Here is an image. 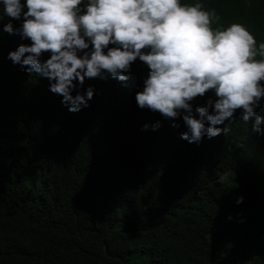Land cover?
<instances>
[{"label": "trees", "instance_id": "1", "mask_svg": "<svg viewBox=\"0 0 264 264\" xmlns=\"http://www.w3.org/2000/svg\"><path fill=\"white\" fill-rule=\"evenodd\" d=\"M199 2L215 10L212 27L241 23L264 42V0ZM9 21L21 22L0 17V264H264V134L251 131L254 118L236 109L227 133L181 139V117L174 126L137 106L148 73L139 58L126 81L86 78L79 90L91 85L93 97L68 111L47 78L7 58L31 43L4 32ZM254 111L264 115V97Z\"/></svg>", "mask_w": 264, "mask_h": 264}, {"label": "clouds", "instance_id": "2", "mask_svg": "<svg viewBox=\"0 0 264 264\" xmlns=\"http://www.w3.org/2000/svg\"><path fill=\"white\" fill-rule=\"evenodd\" d=\"M2 16L21 21L15 29L5 23L4 32L31 41L7 58L47 78L68 111L87 107L93 97V86L79 90L86 78L126 81L139 58L148 73L134 94L137 106L158 110L174 126L181 117V139L199 143L205 135L227 133L236 109L243 121L254 118L252 132L264 134V115L254 111L264 97V42L257 44L241 23L212 27L215 10L199 0H0ZM207 90L216 98L193 108V98Z\"/></svg>", "mask_w": 264, "mask_h": 264}]
</instances>
